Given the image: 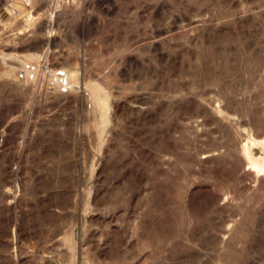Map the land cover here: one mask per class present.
Returning <instances> with one entry per match:
<instances>
[{"label":"rangeland","instance_id":"374dc122","mask_svg":"<svg viewBox=\"0 0 264 264\" xmlns=\"http://www.w3.org/2000/svg\"><path fill=\"white\" fill-rule=\"evenodd\" d=\"M252 159L264 0H0V264H264Z\"/></svg>","mask_w":264,"mask_h":264},{"label":"bare ground","instance_id":"6f19581e","mask_svg":"<svg viewBox=\"0 0 264 264\" xmlns=\"http://www.w3.org/2000/svg\"><path fill=\"white\" fill-rule=\"evenodd\" d=\"M14 2V1H13ZM21 2V1H20ZM261 160L262 159H260V162H261ZM258 160H254V159H252V161H251V163H252V165L255 167V168H257L258 170H264V165L262 164V163H260ZM262 162H264L263 160H262Z\"/></svg>","mask_w":264,"mask_h":264}]
</instances>
